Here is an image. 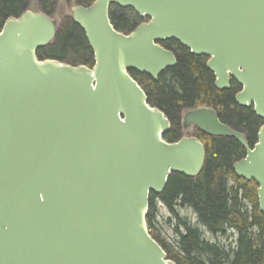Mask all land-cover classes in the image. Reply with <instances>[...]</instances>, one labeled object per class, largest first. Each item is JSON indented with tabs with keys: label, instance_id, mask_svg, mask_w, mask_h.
<instances>
[{
	"label": "water",
	"instance_id": "95a60500",
	"mask_svg": "<svg viewBox=\"0 0 264 264\" xmlns=\"http://www.w3.org/2000/svg\"><path fill=\"white\" fill-rule=\"evenodd\" d=\"M64 1L92 66L39 59L62 26L39 8L0 30V264H176L146 217L172 174L200 175L206 151L193 127L242 146L232 169L257 184L264 215V124L251 147L213 108L184 109V134L167 141L171 122L130 74L157 80L176 64L159 43L175 40L208 59L217 90L233 78L236 103L264 121V0ZM111 6L147 21L124 34Z\"/></svg>",
	"mask_w": 264,
	"mask_h": 264
},
{
	"label": "trees",
	"instance_id": "16d2710c",
	"mask_svg": "<svg viewBox=\"0 0 264 264\" xmlns=\"http://www.w3.org/2000/svg\"><path fill=\"white\" fill-rule=\"evenodd\" d=\"M58 0H0V30L5 20L31 8L52 15ZM89 6L93 0H75ZM110 19L115 29L127 34L141 19L133 10L110 7ZM171 50L176 64L162 72L157 80L131 70V76L145 91L148 102L163 111L171 129L163 138L174 141L180 137V112L199 106L217 111L222 122L244 132L249 144L256 141L262 120L249 108L234 102L233 88L219 91L214 88V76L206 68V57L192 55L175 40L160 42ZM39 59L51 58L69 64L93 62L83 31L70 19L59 29L53 45L37 52ZM205 146V164L197 178L172 174L160 195L151 194L146 217L151 236L159 242L176 264H264V215L259 211L257 184L238 178L232 164L244 157L245 151L233 138H210L199 132L195 135ZM160 202L174 219L175 239L167 242L155 223ZM190 208L198 222L214 238L236 236L234 246L210 242L204 232L182 218L177 209ZM168 222H171L168 220Z\"/></svg>",
	"mask_w": 264,
	"mask_h": 264
},
{
	"label": "rangeland",
	"instance_id": "374dc122",
	"mask_svg": "<svg viewBox=\"0 0 264 264\" xmlns=\"http://www.w3.org/2000/svg\"><path fill=\"white\" fill-rule=\"evenodd\" d=\"M31 9H36V2H34L31 5ZM68 10L65 5L64 0H58L56 9L53 13V16L58 20L59 23L65 22L68 17ZM191 130H189V135H191ZM182 134H184L182 130ZM156 207L158 210L155 223L157 225V228L160 230L161 236L167 241L172 242L175 239V234L173 231V226L170 225V223L174 224V219L172 215L169 213V211L160 203L156 202ZM179 215L182 218H185L188 222H190L191 225L199 228L204 232V236L206 239H208L210 242H220L221 245H224L228 247L229 245L234 246V241L236 239V236H220L218 238L212 237L205 229L204 227L198 222L196 215L193 213V211L190 208H178L177 209ZM170 220L171 222H168Z\"/></svg>",
	"mask_w": 264,
	"mask_h": 264
},
{
	"label": "flooded vegetation",
	"instance_id": "af4514ba",
	"mask_svg": "<svg viewBox=\"0 0 264 264\" xmlns=\"http://www.w3.org/2000/svg\"><path fill=\"white\" fill-rule=\"evenodd\" d=\"M67 19H70L69 18V16L68 17H66ZM66 19V20H67ZM145 20H146V18H144ZM144 20V21H145ZM63 23L64 22H62V25H63ZM84 37H85V35H84ZM85 40H86V38H85ZM86 42H87V40H86ZM88 44V43H87ZM207 58H206V62H207ZM85 65H87V64H85ZM93 65V62L89 65V66H92ZM205 65H206V63H205ZM214 76V75H213ZM214 81H215V77H214ZM229 85H230V87H229V89L230 88H233V91H234V102L236 103V101H235V97H236V94L237 93H239L240 92V90H241V87H240V85L233 79V78H231L230 79V82H229ZM213 86H214V82H213ZM215 88V87H214ZM216 89V88H215ZM229 89H227V90H229ZM226 90V89H225ZM219 91H222V90H219ZM236 105L237 106H239V107H242V108H250L252 111H253V107H252V105H250V106H248V107H245V106H240V105H238L237 103H236ZM211 108V107H210ZM216 111V110H215ZM182 112V111H181ZM180 112V117H181V113ZM217 112V111H216ZM219 117V116H218ZM220 119V118H219ZM262 120V119H261ZM221 121V120H220ZM222 122V121H221ZM262 122V124L260 125V126H262L263 124H264V121L262 120L261 121ZM224 123V122H223ZM225 124V123H224ZM227 125V124H226ZM230 127V126H229ZM233 129V128H232ZM259 129V128H258ZM182 125H181V123H180V136L181 135H183L182 134ZM235 130V129H234ZM191 135L190 136H194V137H196L195 135H196V133L197 132H199L195 127H193L192 129H191ZM237 131V130H236ZM258 131V130H257ZM169 132V131H168ZM240 132V131H239ZM200 133V132H199ZM243 135H245V137H246V140H247V135L244 133V132H241ZM202 134V133H201ZM204 135V134H203ZM206 136V135H205ZM208 137V136H207ZM199 139V138H198ZM256 140H257V132H256ZM173 141V140H172ZM175 141V140H174ZM247 142H248V140H247ZM256 142V141H255ZM255 142H253L252 144H249V142H248V144L252 147V145L255 143ZM242 147V146H241ZM245 151V150H244ZM245 156V155H244Z\"/></svg>",
	"mask_w": 264,
	"mask_h": 264
}]
</instances>
